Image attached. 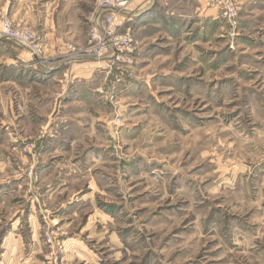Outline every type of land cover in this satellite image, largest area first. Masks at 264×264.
I'll use <instances>...</instances> for the list:
<instances>
[{"label":"rangeland","instance_id":"rangeland-1","mask_svg":"<svg viewBox=\"0 0 264 264\" xmlns=\"http://www.w3.org/2000/svg\"><path fill=\"white\" fill-rule=\"evenodd\" d=\"M23 1L0 25L44 50L0 39V264H264V11L232 39L200 0H136L110 74L66 52L99 0Z\"/></svg>","mask_w":264,"mask_h":264},{"label":"built area","instance_id":"built-area-1","mask_svg":"<svg viewBox=\"0 0 264 264\" xmlns=\"http://www.w3.org/2000/svg\"><path fill=\"white\" fill-rule=\"evenodd\" d=\"M99 1V7L103 14L99 19L102 20V23H99V20L94 23L86 46L70 44L67 46L66 52L76 56L80 55L79 58L81 59L98 61L106 59L110 74L116 70L123 72L132 63L129 61V57L133 53L134 37L131 28H127L126 24L133 21L134 13L130 9L136 0ZM200 1L204 6L212 7L221 13L230 28L229 36L235 39L240 30V9L245 0ZM137 7L141 8L142 5ZM0 27V39L6 38L21 47L27 48L30 55L35 59L42 58L44 44L39 41L34 33L28 32L24 28L13 27L9 19L2 20ZM125 65L127 68L122 69ZM114 94L116 95V92Z\"/></svg>","mask_w":264,"mask_h":264},{"label":"crops","instance_id":"crops-1","mask_svg":"<svg viewBox=\"0 0 264 264\" xmlns=\"http://www.w3.org/2000/svg\"><path fill=\"white\" fill-rule=\"evenodd\" d=\"M3 1V2H2ZM246 2H244V5H243V10H244V13L246 18H252V19H255L257 18L258 14L262 11H264V0H245ZM23 2V3H22ZM1 3V7L2 9L1 10H5L6 12L10 11V10H13V8H17L19 10H17V14H19V12L21 13V11L23 10L26 14H31L33 12L36 11V9L33 7V5H31L32 3H26V1H23V0H1L0 1ZM205 7V6H204ZM21 8V9H20ZM211 12H218L216 10H210ZM15 12V13H16ZM148 15V14H147ZM147 15L141 17V21L145 20L144 18H147ZM243 18V17H242ZM243 20V19H242ZM48 28H49V32H50V38H52L53 40L55 39V42H56V46L59 50H63V45H64V40L67 39V38H57L56 37V26L53 25V23H49V20H48ZM70 33H67L65 35H68ZM61 36H63V34H59ZM29 58L28 54H26L25 52H21V51H10L8 52V58L10 61H14L15 59L13 58H16V59H25V58ZM26 58V59H27ZM12 64V63H10ZM81 67L82 68H79V69H82L80 70V77L82 78V74L84 73H87V71H90L91 69H88L87 68V64H81ZM90 76L92 74L91 73H88ZM85 78V77H83Z\"/></svg>","mask_w":264,"mask_h":264}]
</instances>
